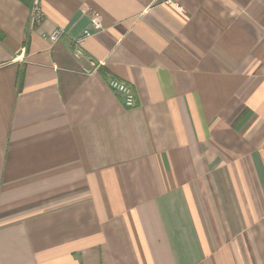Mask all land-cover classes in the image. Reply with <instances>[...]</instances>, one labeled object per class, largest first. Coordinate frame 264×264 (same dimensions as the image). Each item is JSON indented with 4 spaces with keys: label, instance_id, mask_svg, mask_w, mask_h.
<instances>
[{
    "label": "crops",
    "instance_id": "1",
    "mask_svg": "<svg viewBox=\"0 0 264 264\" xmlns=\"http://www.w3.org/2000/svg\"><path fill=\"white\" fill-rule=\"evenodd\" d=\"M37 1L0 0V264H264V0Z\"/></svg>",
    "mask_w": 264,
    "mask_h": 264
},
{
    "label": "built area",
    "instance_id": "2",
    "mask_svg": "<svg viewBox=\"0 0 264 264\" xmlns=\"http://www.w3.org/2000/svg\"><path fill=\"white\" fill-rule=\"evenodd\" d=\"M182 8V7H180ZM32 20L35 21L37 19H41L43 16V13L41 12L38 1L35 0L34 6L32 9ZM93 26L97 29H101L103 27L102 19L99 16V13H95L93 16ZM64 31L62 29H57L51 34H45L44 37L49 39L50 41H57L62 35ZM90 35L89 32L85 33L83 36L75 39V45L77 52H81L82 45L84 44V40L86 36ZM110 87L116 90L117 92L121 93L124 96L125 104L127 106H134L136 102V96L133 90V87L131 84L127 83L124 80L118 79V78H112L109 81Z\"/></svg>",
    "mask_w": 264,
    "mask_h": 264
}]
</instances>
